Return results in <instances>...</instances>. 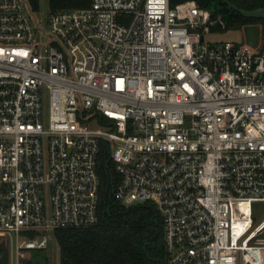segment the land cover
I'll list each match as a JSON object with an SVG mask.
<instances>
[{
	"label": "built area",
	"instance_id": "built-area-1",
	"mask_svg": "<svg viewBox=\"0 0 264 264\" xmlns=\"http://www.w3.org/2000/svg\"><path fill=\"white\" fill-rule=\"evenodd\" d=\"M226 27L194 0H0V233L19 256L98 222L107 142L117 199L163 218L165 264H264V47L206 41Z\"/></svg>",
	"mask_w": 264,
	"mask_h": 264
},
{
	"label": "trees",
	"instance_id": "trees-1",
	"mask_svg": "<svg viewBox=\"0 0 264 264\" xmlns=\"http://www.w3.org/2000/svg\"><path fill=\"white\" fill-rule=\"evenodd\" d=\"M40 9V0H29ZM188 0H171L173 6ZM200 7L222 14L226 29L241 28L264 19L246 17L231 9L224 0H194ZM241 8H264V0H231ZM49 10L86 8L91 0H49ZM264 41V40H263ZM264 47V42L263 46ZM102 187L98 222L87 228H58L53 231L61 251V264H162L166 262L164 221L154 206L149 204L126 205L117 199V173L110 160L109 145L102 143L99 157ZM23 234L34 237L36 232ZM4 239V238H2ZM10 242L0 244V264H12Z\"/></svg>",
	"mask_w": 264,
	"mask_h": 264
},
{
	"label": "rangeland",
	"instance_id": "rangeland-1",
	"mask_svg": "<svg viewBox=\"0 0 264 264\" xmlns=\"http://www.w3.org/2000/svg\"><path fill=\"white\" fill-rule=\"evenodd\" d=\"M49 0H40V9L44 13H48ZM226 40H233L238 43L249 44L253 48L262 49L263 46V24L258 22L251 25L243 26L241 28H229V29H217L211 34L207 35L206 41L209 43H217ZM117 184L120 180L117 174ZM149 204L150 203H141ZM256 222H260L264 219V201H258L254 204ZM8 240L11 245L10 260L12 264H61V251L58 242L56 241L54 234L51 235L49 246L47 249L25 251L22 255L17 253V234L14 232L0 233V244L4 239ZM167 260V255H166Z\"/></svg>",
	"mask_w": 264,
	"mask_h": 264
},
{
	"label": "water",
	"instance_id": "water-1",
	"mask_svg": "<svg viewBox=\"0 0 264 264\" xmlns=\"http://www.w3.org/2000/svg\"><path fill=\"white\" fill-rule=\"evenodd\" d=\"M224 1L231 9H234V10L240 12L241 14H243L246 17H256V18H263L264 19V8L263 7L258 8V9H253V10H247V9L239 7L238 5L233 3L231 0H224ZM162 264H165V262H163Z\"/></svg>",
	"mask_w": 264,
	"mask_h": 264
}]
</instances>
